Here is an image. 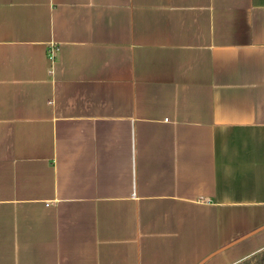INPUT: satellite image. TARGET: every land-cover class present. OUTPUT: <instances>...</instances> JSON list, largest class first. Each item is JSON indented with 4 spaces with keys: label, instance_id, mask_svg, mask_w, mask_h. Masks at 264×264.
I'll list each match as a JSON object with an SVG mask.
<instances>
[{
    "label": "crops",
    "instance_id": "obj_1",
    "mask_svg": "<svg viewBox=\"0 0 264 264\" xmlns=\"http://www.w3.org/2000/svg\"><path fill=\"white\" fill-rule=\"evenodd\" d=\"M263 247L264 0H0V264Z\"/></svg>",
    "mask_w": 264,
    "mask_h": 264
},
{
    "label": "trees",
    "instance_id": "obj_2",
    "mask_svg": "<svg viewBox=\"0 0 264 264\" xmlns=\"http://www.w3.org/2000/svg\"><path fill=\"white\" fill-rule=\"evenodd\" d=\"M234 264H264V247L235 261Z\"/></svg>",
    "mask_w": 264,
    "mask_h": 264
},
{
    "label": "built area",
    "instance_id": "obj_3",
    "mask_svg": "<svg viewBox=\"0 0 264 264\" xmlns=\"http://www.w3.org/2000/svg\"><path fill=\"white\" fill-rule=\"evenodd\" d=\"M53 50L52 49H50L49 51H48V60L49 61H52L53 60Z\"/></svg>",
    "mask_w": 264,
    "mask_h": 264
}]
</instances>
